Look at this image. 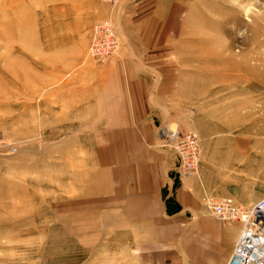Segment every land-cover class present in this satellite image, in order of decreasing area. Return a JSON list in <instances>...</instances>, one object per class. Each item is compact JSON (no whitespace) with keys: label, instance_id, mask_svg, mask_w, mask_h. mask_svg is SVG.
Instances as JSON below:
<instances>
[{"label":"rangeland","instance_id":"rangeland-1","mask_svg":"<svg viewBox=\"0 0 264 264\" xmlns=\"http://www.w3.org/2000/svg\"><path fill=\"white\" fill-rule=\"evenodd\" d=\"M124 8L100 63L92 27ZM137 100L153 106L121 108ZM123 112L177 156L173 186L202 173L210 196L263 198L264 0H0V264H109L87 201L111 164L97 121Z\"/></svg>","mask_w":264,"mask_h":264},{"label":"crops","instance_id":"crops-1","mask_svg":"<svg viewBox=\"0 0 264 264\" xmlns=\"http://www.w3.org/2000/svg\"><path fill=\"white\" fill-rule=\"evenodd\" d=\"M126 12L110 16L117 27ZM132 106L153 105L137 100L121 108ZM128 113L97 121L114 125L100 132L111 163L102 166L103 191L87 201L96 230L106 236L104 258L109 264H224L240 224L224 223L206 210L204 198L220 196L207 194L211 186L202 173L173 186L169 171L176 168L177 156L157 142L148 117ZM254 156L262 160L258 151ZM232 197L244 206L250 203L239 192Z\"/></svg>","mask_w":264,"mask_h":264},{"label":"built area","instance_id":"built-area-1","mask_svg":"<svg viewBox=\"0 0 264 264\" xmlns=\"http://www.w3.org/2000/svg\"><path fill=\"white\" fill-rule=\"evenodd\" d=\"M115 4L117 0H103ZM117 36V37H116ZM117 42V44H116ZM118 47V35L114 21L110 18L95 23L89 37L88 52L100 63ZM179 141V139H177ZM177 146L180 154L181 176H187L197 169L198 149L192 135L181 137ZM206 210L218 220L240 224V232L232 251L224 264H264V197L246 207L230 197L207 198Z\"/></svg>","mask_w":264,"mask_h":264},{"label":"bare ground","instance_id":"bare-ground-1","mask_svg":"<svg viewBox=\"0 0 264 264\" xmlns=\"http://www.w3.org/2000/svg\"><path fill=\"white\" fill-rule=\"evenodd\" d=\"M113 5H115V4H113ZM164 134L166 135V134H171L172 135V137H174L175 136V131L174 130H166L165 132H164ZM166 137V136H165ZM228 223H230V222H228ZM231 223H233V222H231Z\"/></svg>","mask_w":264,"mask_h":264}]
</instances>
